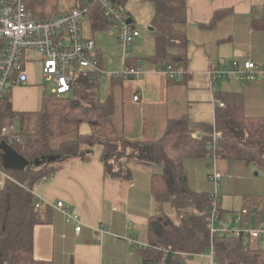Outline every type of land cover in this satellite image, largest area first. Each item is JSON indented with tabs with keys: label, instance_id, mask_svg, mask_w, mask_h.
<instances>
[{
	"label": "crops",
	"instance_id": "1",
	"mask_svg": "<svg viewBox=\"0 0 264 264\" xmlns=\"http://www.w3.org/2000/svg\"><path fill=\"white\" fill-rule=\"evenodd\" d=\"M185 1L184 28L188 39L186 75L175 80L158 71L161 67L152 62L156 51L151 25L153 4L148 0H126L121 8L139 31L130 45L131 55L127 62L141 66L146 73L132 79L117 76L99 78L96 98L101 102L111 98L114 109L110 124L116 133L133 140H156L162 136L167 121L186 117L200 128L201 124L210 125L209 133L202 129L194 132L198 133V138L204 135L210 137L213 130L219 131L215 126V110L225 106L216 103L218 100L224 104L223 94L240 95L244 113L264 121V74L254 80L236 76L210 79L206 74L212 66L230 70L233 61L240 66L247 60L264 66V30L252 25V19L260 12L264 0ZM217 12H222V16L211 22ZM89 14L82 22V35L94 39L93 57L102 69L109 70L107 73L119 72L123 60L121 57L122 67L118 70L120 61L115 59L121 49L116 35L111 33V22L104 21V17L95 20V13ZM96 24L103 27L96 28ZM138 25L146 27L149 33L142 34ZM98 32H105L106 35ZM28 57L27 54L25 69L28 81L9 91L12 112L15 113L39 111L47 94L41 83L45 76L39 55L37 59ZM105 81L106 96L98 98L100 86ZM135 95L139 96L137 100L133 98ZM13 120L17 121V125ZM5 121L3 126L14 124L15 131L18 129L16 117L6 118ZM79 132L90 134V126L80 124ZM206 144L207 150L210 138ZM54 156L60 164L59 168L32 187L35 198L44 199L38 209L40 221L33 229V257L52 264H142L140 248L148 242V219L156 212L151 177L160 173L161 165L126 158L123 162L130 171V178H110L104 173L99 147L87 160L63 154ZM183 163L189 186L208 195L216 188L209 178L214 164L222 173L217 185L221 213L214 222L216 229L231 231L234 225L228 228V224L243 208L249 212L250 228L264 227V169L221 156L213 161L206 156V151L203 156L186 158ZM0 170L6 175L4 179L7 178V174ZM226 194L233 195L224 197ZM226 198H231V204H225ZM57 201H62L71 212L80 216L82 228L79 232L75 231V223L68 221L55 208ZM164 209L170 217H176L177 212L172 206L166 204ZM229 213L233 214L232 218H225ZM102 225L106 231L100 234L97 228ZM248 242L258 247L263 245L264 237L249 238ZM209 250L210 247L207 252ZM205 253L193 255L190 262L203 264L198 261L199 257H204L209 264Z\"/></svg>",
	"mask_w": 264,
	"mask_h": 264
},
{
	"label": "trees",
	"instance_id": "2",
	"mask_svg": "<svg viewBox=\"0 0 264 264\" xmlns=\"http://www.w3.org/2000/svg\"><path fill=\"white\" fill-rule=\"evenodd\" d=\"M86 1L74 0L73 6ZM125 1L112 0L119 8ZM148 1L154 6L151 25L156 51L152 62L161 68L167 64L186 68V1ZM27 6L37 20L62 12L54 9L53 0H28ZM52 11L55 14L51 16ZM93 12L95 20L104 17L97 4L90 7L89 13ZM222 14L215 13L211 22ZM104 21L108 20L104 17ZM252 25L264 30V4L253 17ZM100 26L103 27L101 24L94 27ZM1 47L0 44V51ZM125 64L134 66L127 61ZM99 78L85 71L77 73L69 93L62 96L46 94L40 110L31 114L12 112L10 94L6 92L0 103V142L6 141L29 162L58 154L87 160L94 148L99 147L104 173L110 178H130V171L123 162L126 158L160 164V173L151 177L156 212L148 219V242L140 248L142 264H193L191 257L205 252L211 245L216 264H264V244L253 247L242 237L217 232L210 234L206 217L212 201L207 193L193 190L188 184L183 161L203 156L210 138L205 135L194 138L192 134L198 129L209 133L212 127L201 124L200 128V125L182 117L167 121L162 136L156 140L127 138L111 128L110 117L114 109L111 98L103 102L96 98ZM222 97L225 106L215 110V126L222 134L219 155L264 169L263 119L244 113L240 95L223 94ZM14 117L18 119L19 127L11 134L20 137L19 140L12 139L10 134H1L6 118ZM82 123L90 126V134L79 132ZM1 154L0 150V169L8 177L0 185V264H52L37 260L32 254L33 229L40 221L32 187L42 177L57 170L60 164L54 160L39 167L29 165L23 170L6 169L2 165ZM165 204L176 210L175 218L163 210ZM218 211L221 213L219 203Z\"/></svg>",
	"mask_w": 264,
	"mask_h": 264
},
{
	"label": "built area",
	"instance_id": "3",
	"mask_svg": "<svg viewBox=\"0 0 264 264\" xmlns=\"http://www.w3.org/2000/svg\"><path fill=\"white\" fill-rule=\"evenodd\" d=\"M28 0H0V103L4 94L16 85L26 84L28 81L25 69L26 53L30 50L36 51L40 57L43 75L54 82L53 92L57 96L69 93L74 85L77 73L81 71L91 73V76L105 78L107 76H117L123 79L139 78L146 70L139 65L130 66L125 64L130 57V45L139 35V31L128 22L129 17L112 0H88L85 4L73 6L63 10L58 15L43 20L34 19L27 6ZM93 4L99 5L103 16L112 24L111 33L116 35L122 46L123 67L119 72L105 73L93 59L95 41L82 35V22L88 16L90 7ZM232 69L221 70L217 67H210L206 71L210 79L216 77L244 78L254 80L259 75L264 74V66L247 60L240 66L237 61L232 62ZM171 80L179 79L186 73V68L181 65L167 64L163 68L157 69ZM134 100L139 98L135 95ZM218 106L224 104L217 100ZM15 133V125L7 124L1 128L2 135H11L17 140L20 137ZM220 131L213 130L210 135V144L206 150V156L215 161L220 157L219 138ZM192 137L198 138V133H193ZM221 172L215 164L209 178L217 187L221 178ZM0 175L6 177L0 170ZM212 206L209 209L206 220L211 235L213 233H227L247 240L264 236V227L250 228L247 218L248 210L241 209L236 213L234 223L236 228L231 231L226 229H216L214 222L219 219L217 192L209 195ZM44 199L36 198L35 207L39 209L43 205ZM55 208L60 211L68 221L75 223V231L82 228V221L78 214L71 212L62 201L55 203ZM100 234L106 231L102 225L97 228ZM210 260L209 264H216L213 257V248L205 253Z\"/></svg>",
	"mask_w": 264,
	"mask_h": 264
},
{
	"label": "rangeland",
	"instance_id": "4",
	"mask_svg": "<svg viewBox=\"0 0 264 264\" xmlns=\"http://www.w3.org/2000/svg\"><path fill=\"white\" fill-rule=\"evenodd\" d=\"M53 2L55 3V10H58V11H63V10H66V9H68V8H70L71 6H73L74 5V0H53ZM53 14H55V11H52L51 12V16L53 15ZM87 26L89 27V23H87ZM86 26V27H87ZM138 29L141 31V33L142 34H146V33H149V31L147 30V28L146 27H144V26H139L138 25ZM83 31H84V33H85V29H83ZM98 34H102V35H106V33L105 32H98ZM114 36V35H113ZM132 45V44H131ZM120 49H121V53H119L118 54V56H116V59L115 60H117V61H120L119 62V68H118V70H120V68L122 67L121 66V57H122V48H121V45H120ZM27 54H28V58H35V59H37L38 58V53L36 52V51H33V50H30V51H28L27 53H26V56H27ZM93 59L96 61V59L93 57ZM97 62V61H96ZM100 67V66H99ZM101 68V67H100ZM102 69V68H101ZM106 74H107V72H109V70H104V69H102ZM107 77H105V78H103V79H106ZM218 78H224V77H218ZM41 83L43 84V86L46 88V90H47V94H50L51 92H53V89H54V84L52 83V81H50L49 79H47V78H45V77H43L42 79H41ZM106 85H107V83H106V81L105 82H102V84H101V86H100V89H99V91H98V98H104L105 96H106ZM14 121V123L17 125V121L16 120H13ZM94 150L96 151V147L94 148ZM260 173H262V172H260ZM3 179H4V176H1L0 175V182H2L3 181ZM217 188L218 187H216L215 188V190H214V192H217ZM232 195L233 194H226V195H223L224 197H232ZM220 196V195H219ZM234 197H237V196H235L234 195ZM225 204H227V205H229V204H231V198H226L225 199ZM164 206H166V204L165 205H163V207ZM163 210H165L164 208H163ZM230 215H226V217L225 218H227V219H231L232 218V213H229ZM217 221V220H216ZM233 225H234V228L233 229H235L237 226H236V224L234 223V221H232V222H230L229 224H228V228H232L233 227ZM210 231V230H209ZM211 234V233H210ZM214 234V233H213ZM264 237V236H263ZM263 244H264V242H263ZM206 252H207V250H206ZM199 258H201L200 259V261H198V262H201V263H203V264H206V263H208V259L207 258H204V257H199Z\"/></svg>",
	"mask_w": 264,
	"mask_h": 264
},
{
	"label": "water",
	"instance_id": "5",
	"mask_svg": "<svg viewBox=\"0 0 264 264\" xmlns=\"http://www.w3.org/2000/svg\"><path fill=\"white\" fill-rule=\"evenodd\" d=\"M128 22L131 23L130 18L128 19ZM0 150L2 151L1 158L3 167L12 170H23L29 165L37 166L39 164H44L46 162L54 161L56 159L54 155H50L47 157L38 158L33 162H29L25 158L20 156L18 153H16L12 149V147L4 140L0 142Z\"/></svg>",
	"mask_w": 264,
	"mask_h": 264
}]
</instances>
